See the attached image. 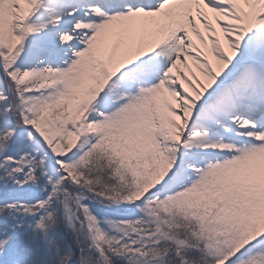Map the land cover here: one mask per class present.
Returning <instances> with one entry per match:
<instances>
[{
    "label": "snow or ice",
    "instance_id": "snow-or-ice-1",
    "mask_svg": "<svg viewBox=\"0 0 264 264\" xmlns=\"http://www.w3.org/2000/svg\"><path fill=\"white\" fill-rule=\"evenodd\" d=\"M0 264H264V0H0Z\"/></svg>",
    "mask_w": 264,
    "mask_h": 264
}]
</instances>
